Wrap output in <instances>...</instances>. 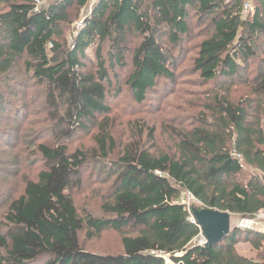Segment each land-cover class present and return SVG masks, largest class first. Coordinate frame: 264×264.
Instances as JSON below:
<instances>
[{
  "label": "trees",
  "instance_id": "1",
  "mask_svg": "<svg viewBox=\"0 0 264 264\" xmlns=\"http://www.w3.org/2000/svg\"><path fill=\"white\" fill-rule=\"evenodd\" d=\"M90 1H0V150L9 152L0 151V174H20L10 151L20 152L31 105L41 97L53 123L51 140L30 142L26 156L40 157L42 169L23 175L21 190L8 199L0 264H166L153 252L172 264H264V234L234 229L205 248L195 244L201 231L190 221L194 208L240 218L264 208V0L247 17L245 0H99L70 46L66 33ZM191 19L205 26L189 74L208 89L194 122L172 129L173 150L152 152L144 136L154 143V129L142 127L116 153L107 94L111 85L120 89L109 79L103 44L110 43V68L126 67L131 55L128 85L143 104L159 83L176 80ZM94 45L95 73L86 54ZM91 129L95 147L71 152L70 141ZM97 168L111 181L101 206L108 218L83 217L73 197L84 170ZM182 192L201 206L181 204ZM111 229L123 236L122 254L82 246L83 231L93 238ZM241 243L255 258L238 253Z\"/></svg>",
  "mask_w": 264,
  "mask_h": 264
},
{
  "label": "rangeland",
  "instance_id": "2",
  "mask_svg": "<svg viewBox=\"0 0 264 264\" xmlns=\"http://www.w3.org/2000/svg\"><path fill=\"white\" fill-rule=\"evenodd\" d=\"M98 1L99 0H91L90 3L81 10L78 19L69 27L66 36L70 46H72V39L81 31L84 21L92 13ZM46 3L47 0H42V4ZM250 14L251 12L243 17H247ZM196 20L197 19H195V21L191 19L193 34L190 36V40L184 43V48L187 49L183 56L185 59L180 61L173 69L176 74V80L172 83H159L156 89L148 94L143 104L137 103L133 91L128 85V80L133 71L131 55H126V67L119 66L117 69L110 68L108 60L110 43L107 41L103 44L102 55L108 74L110 75L109 79L117 80L116 83L120 89V91H117L115 87L113 88L111 85L107 94V103L111 107L110 121L113 126V136L117 143L116 153L119 152L124 144L133 139V128L138 132L142 127L145 129H154L156 139L154 143L147 141L146 135L144 136V142H147V146L152 152L173 150L174 142L169 138L172 129L179 127L189 128L194 122V116L199 112L200 106L204 100L203 94L208 90L202 85V81L198 75L189 74L192 61L191 56L195 54V46L199 42V37L197 38L196 34L205 26L200 25ZM95 49L96 46L94 45L86 53L89 59L87 64L93 73L97 71L95 64ZM113 74H116V77H114ZM38 90L37 88L31 92V94H35L31 97L32 101L34 97L36 100L39 99ZM34 106L35 107L31 105V108L34 110V115L30 117V120L34 123L31 122V125L24 132V143L22 144L20 152L18 150L14 152L10 151L12 156H17L15 160L21 163V165L15 169L19 170L20 168V174L18 176L13 174H0V221H2L5 215L8 199L11 196L15 197L22 188V176L26 174L36 175L39 170L42 169L40 157L35 156L30 161L26 160V156L30 152L29 149L32 148V144L29 145L30 142H35V144L47 142L50 141L52 137L50 133L52 129L50 130V128H52L53 123L50 122L49 117H47L49 111L48 109L46 110L43 97L34 103ZM93 134V129L88 133L78 134L69 143L70 151H85L95 147L92 137ZM0 151L9 153L6 149ZM245 172L251 175L257 174L251 167L247 166H245ZM105 174L106 173H103L101 170H98V168L92 170L86 169L83 172L84 179L82 188L74 189L73 197L79 213L83 217L88 215H94L98 218L109 217L106 215L104 216V212L101 209L102 203L108 198L111 184V181L107 182V176ZM179 202L187 206V208L201 206L200 203L187 192L181 193ZM240 219L241 218L237 216H233L231 220V232L237 229ZM130 234L133 235L132 233ZM122 238L123 236L120 233L112 229L106 230L100 235H95L93 238H87L86 231L80 234L84 249L100 255L122 254ZM251 248L249 244L241 243L237 245L239 254L248 258H255L256 253H254ZM166 260L170 261L169 256H166Z\"/></svg>",
  "mask_w": 264,
  "mask_h": 264
},
{
  "label": "water",
  "instance_id": "3",
  "mask_svg": "<svg viewBox=\"0 0 264 264\" xmlns=\"http://www.w3.org/2000/svg\"><path fill=\"white\" fill-rule=\"evenodd\" d=\"M193 216L206 240L205 248L221 243L231 232V214L229 213L194 208Z\"/></svg>",
  "mask_w": 264,
  "mask_h": 264
},
{
  "label": "built area",
  "instance_id": "4",
  "mask_svg": "<svg viewBox=\"0 0 264 264\" xmlns=\"http://www.w3.org/2000/svg\"><path fill=\"white\" fill-rule=\"evenodd\" d=\"M255 1L256 0H245L244 1L243 12H242L243 16L247 15L249 12H251L253 10V3ZM34 3H35V5L37 7H40L42 5V0H34ZM232 156L235 159H237L240 163L244 164L243 157L240 154H238L237 152H233ZM245 166L246 165H244V168H245ZM190 221L193 224H197L195 219H194V216H191ZM237 229L241 230V231L262 232V233H264V208H261L253 216L246 217V218H241L239 220L238 225H237ZM195 244H197L200 247H205L206 240L202 236V233H200L199 237L195 240ZM151 255L156 256L157 258H162L164 260H166V256H167V255L158 254V253H155V252L151 253ZM167 264H172L171 260L170 261L168 260Z\"/></svg>",
  "mask_w": 264,
  "mask_h": 264
},
{
  "label": "crops",
  "instance_id": "5",
  "mask_svg": "<svg viewBox=\"0 0 264 264\" xmlns=\"http://www.w3.org/2000/svg\"><path fill=\"white\" fill-rule=\"evenodd\" d=\"M248 167V166H247ZM252 169V168H251ZM253 171L254 172H257V174H258V171H256V170H254L253 169ZM257 174H255V175H257ZM233 216H236V215H231V220H232V218H233ZM237 217H239V216H237ZM258 233H261V232H258ZM262 234V233H261ZM238 250V249H237ZM251 250L254 252V250L251 248ZM255 253V252H254ZM242 256H244V255H242ZM244 257H246V256H244ZM248 258V257H247Z\"/></svg>",
  "mask_w": 264,
  "mask_h": 264
}]
</instances>
